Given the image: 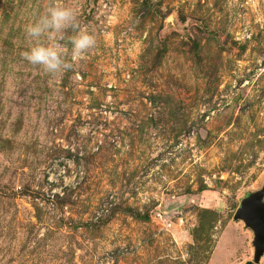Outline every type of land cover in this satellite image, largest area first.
Returning <instances> with one entry per match:
<instances>
[{"label":"rangeland","instance_id":"rangeland-1","mask_svg":"<svg viewBox=\"0 0 264 264\" xmlns=\"http://www.w3.org/2000/svg\"><path fill=\"white\" fill-rule=\"evenodd\" d=\"M51 2L0 0V264H255L264 0H58L97 45L56 77L22 56Z\"/></svg>","mask_w":264,"mask_h":264},{"label":"clouds","instance_id":"clouds-1","mask_svg":"<svg viewBox=\"0 0 264 264\" xmlns=\"http://www.w3.org/2000/svg\"><path fill=\"white\" fill-rule=\"evenodd\" d=\"M28 48L23 58L56 77L85 59L97 45L96 36L82 25L79 11L53 0L24 28Z\"/></svg>","mask_w":264,"mask_h":264},{"label":"water","instance_id":"water-1","mask_svg":"<svg viewBox=\"0 0 264 264\" xmlns=\"http://www.w3.org/2000/svg\"><path fill=\"white\" fill-rule=\"evenodd\" d=\"M261 197L262 193L245 199L235 217L237 220H245L248 226L256 232L257 257L255 264L264 254V206L260 203Z\"/></svg>","mask_w":264,"mask_h":264},{"label":"built area","instance_id":"built-area-1","mask_svg":"<svg viewBox=\"0 0 264 264\" xmlns=\"http://www.w3.org/2000/svg\"><path fill=\"white\" fill-rule=\"evenodd\" d=\"M70 164V163H69ZM60 167V169H61V166H59ZM57 168V167H56ZM56 168H54L53 170H51V172L50 173H48V182L49 183H53V182H56V181H58V179H60V180H63L64 181V183H65V186L67 187V186H71L72 185V183H73V181H72V179L73 178H68V177H66V171L64 170V168H65V166L63 167V170H60L59 172H57V170H56ZM57 172V173H56ZM69 183V184H68ZM64 189H65V187H64ZM59 189H55L54 191H53V194H56V193H59Z\"/></svg>","mask_w":264,"mask_h":264}]
</instances>
